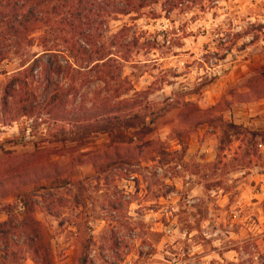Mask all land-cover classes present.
<instances>
[{"label": "rangeland", "instance_id": "obj_1", "mask_svg": "<svg viewBox=\"0 0 264 264\" xmlns=\"http://www.w3.org/2000/svg\"><path fill=\"white\" fill-rule=\"evenodd\" d=\"M204 3L152 0L95 32L118 56L108 85L67 32L22 37L0 61V264H43L19 227L29 209L51 264H264V0ZM50 83L67 89L57 113L23 116ZM117 92L145 123L107 134L62 118Z\"/></svg>", "mask_w": 264, "mask_h": 264}, {"label": "trees", "instance_id": "obj_2", "mask_svg": "<svg viewBox=\"0 0 264 264\" xmlns=\"http://www.w3.org/2000/svg\"><path fill=\"white\" fill-rule=\"evenodd\" d=\"M193 1L198 0H170V3L174 8ZM205 1L216 3L217 0H201V3L205 5ZM149 2L152 3V0H0V61L8 59L15 53V48L19 45V40L22 37L31 42L32 38H29V36L44 28L46 29L44 32H56L61 37H63V32H67L70 38L64 39L66 43L70 44L69 51L73 57L80 54L87 55L89 58L88 67L93 64L92 69L97 70L98 78L108 85L114 79L111 70H114V65L118 66L116 65L118 58H115L118 56L111 51L101 52V46H99L100 48L96 44L93 46L95 32H103L104 26L111 20L117 19L119 15L139 13L141 8ZM125 30L127 28L124 27L119 32H125ZM24 34L27 36H23ZM79 39L91 46L87 48L82 46L78 43ZM115 39L116 37L111 41L110 47H116L119 43L123 47L129 46L128 44L116 42ZM8 42L11 43L12 48L6 50L1 48L3 44L7 45ZM45 46L47 47L46 52L55 50L54 48H48L47 44ZM28 64L23 70L34 72L37 61L33 59ZM73 64H76V62ZM121 77L122 75L117 73L115 78L120 79ZM259 82L263 83L262 90L264 91V74L257 78V83ZM13 85L11 90H14V94L12 95V91H9L7 96L17 98V95H15L17 92L16 87H21L23 84L19 78H16ZM47 87L46 98L41 107L35 104L33 98H25L24 96V99L19 101L20 104L23 102L20 108L23 116L31 115L40 109L42 111L51 109L50 113L52 114H54L53 109L58 110L67 89L58 87V84L55 83H50ZM257 91L259 90L254 89L252 93L256 94ZM261 95H264V92ZM120 97L121 92H117L114 97H108L104 102L96 103L91 108L84 107L78 116L70 118L62 116V118L72 124L82 125V123H86L85 125L89 129H94V132L107 134H113L123 129L138 128L139 123H145L142 119L135 122L139 115H131L136 109L137 102L130 99L117 100ZM4 104L8 105L9 101L6 99ZM217 109L218 105H215L207 112H217ZM59 110H61L59 116L67 114L62 107ZM96 122L102 125L95 126ZM59 176L58 180L51 182L52 185L59 181H67L66 179L62 180ZM25 205L27 210L28 202ZM32 212L31 209L24 212V215L20 218L19 227L27 229L28 238H26L33 253L41 258L43 264H51L50 237ZM7 224L9 225V222ZM7 224L5 223V225Z\"/></svg>", "mask_w": 264, "mask_h": 264}]
</instances>
